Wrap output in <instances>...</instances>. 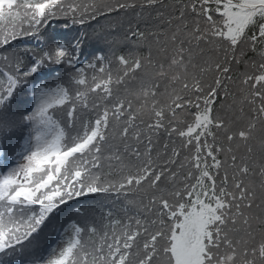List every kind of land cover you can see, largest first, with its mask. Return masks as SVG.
<instances>
[{"label":"snow or ice","instance_id":"snow-or-ice-1","mask_svg":"<svg viewBox=\"0 0 264 264\" xmlns=\"http://www.w3.org/2000/svg\"><path fill=\"white\" fill-rule=\"evenodd\" d=\"M0 264H264V0H0Z\"/></svg>","mask_w":264,"mask_h":264}]
</instances>
